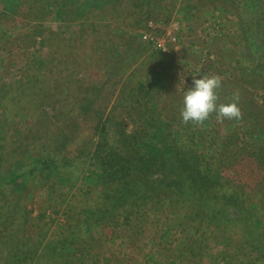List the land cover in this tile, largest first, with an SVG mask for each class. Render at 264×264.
I'll return each instance as SVG.
<instances>
[{"label":"trees","instance_id":"trees-1","mask_svg":"<svg viewBox=\"0 0 264 264\" xmlns=\"http://www.w3.org/2000/svg\"><path fill=\"white\" fill-rule=\"evenodd\" d=\"M0 1L4 5L2 17L18 16L23 10L24 18L30 22V37L32 33L52 34L47 41L59 38L57 32L55 35L44 27L55 8L63 13L68 26L74 22L88 24L99 17L148 22L152 18L165 19L173 11L164 3L166 0L160 5L154 0ZM229 1L239 6L243 3L247 37L260 39L264 46V23L258 24L263 21L259 17L264 14V3ZM110 28L111 32L105 34L107 40L99 38V42L111 43L115 51L127 48L123 56L127 72L148 49L134 48L128 27L121 32L114 25ZM87 29L95 36L100 34L93 23ZM62 45L56 46L59 52L64 49ZM154 59L155 54L146 56L148 73L137 76L125 98L139 109L140 129L122 130L113 142L105 134L107 120L97 108L100 90L95 85L78 97L76 107L85 117H95L96 137L72 129L54 137L49 131L29 145L14 130L15 108L23 107V111L31 114L39 106L34 99L24 104L14 99L11 105L12 93L0 94L2 129L6 139L12 140L17 148L19 163L9 177L0 179V195L2 200L7 199L0 201V264H126L131 258L127 250L118 251L117 256L106 255L100 247L98 231L114 234L122 220L132 223L131 220L144 215L148 202L156 198L164 200L172 213L171 226L182 227L188 234L181 256L186 262L198 264L210 248L211 239L221 234L231 250L229 257L234 259V263L228 264H264V103L257 104L250 92L238 84L242 91L238 92L243 128L235 126L230 133L212 135L201 126L185 125L180 116L183 103L176 110L173 108L176 104L170 93L174 88L166 94V83L163 75L155 72ZM261 59L259 51L253 50L238 60L243 81L252 83L253 76L260 73L264 84ZM53 66L47 65L46 73L53 74L56 69ZM42 82V91L51 85L49 79ZM157 97L166 100L163 107L171 120L170 128L174 125L178 128V133L166 140L152 135L160 131L163 121ZM201 147L209 153L201 151ZM93 178L95 183L88 191L74 195L65 206L66 223L62 228L51 231L45 221L32 222L27 201L33 199L37 189H47L48 208L61 209L72 191H65L68 184L72 188L78 180ZM44 217L41 213L38 219Z\"/></svg>","mask_w":264,"mask_h":264},{"label":"rangeland","instance_id":"rangeland-1","mask_svg":"<svg viewBox=\"0 0 264 264\" xmlns=\"http://www.w3.org/2000/svg\"><path fill=\"white\" fill-rule=\"evenodd\" d=\"M154 1L160 5L159 2L163 0ZM164 3L173 8L165 19L152 18L148 22H139L123 17H99L88 24L74 22L69 26L64 23L63 13L55 8L44 27L52 30L55 35L57 32L59 38L47 41V36L52 34L32 33L30 37V22L24 18L23 10L18 16L2 17L4 5L0 1V94L12 93L11 105H14L15 100L24 104L34 99L39 106L31 114L23 111V107L22 110L20 106L15 108L17 117L14 130L18 138L29 145L37 142L49 131H52L54 137H58L69 129L80 130L86 136H95V117H85L76 107L78 97L93 85L100 90L97 108L105 114V134L110 141H115L122 130H139V109L125 98L138 80L137 76L148 73L149 67L145 64L148 54L156 55L153 67L157 74L163 75L166 94L174 88L170 94L174 95L175 110L183 103V92L192 87L193 77L200 78L204 75H219L222 78V87L218 89L220 103L230 102L234 89L241 91L238 87V84H241L257 104H263L264 84L261 82L260 73L253 76L254 82L246 83L242 80V69L238 63V60L245 58L251 51L258 50L262 58L259 67L264 71L263 42L247 37L242 19L247 16L242 10L243 3L240 6L229 0H166ZM261 3H264V0H261ZM259 19L263 21H259L257 17L254 22L257 24L259 21L258 24L262 25L264 14ZM151 21L157 23L154 33L166 40L169 53H163L145 40L144 34L151 31ZM91 23L99 30V36L87 29ZM111 25L120 32L122 28L128 27L134 38V48L140 51L148 49L146 55L127 72L123 67V56L127 48L115 51L111 43L99 42V38L107 40L105 34L111 32ZM172 26H177L178 29L175 30ZM170 31L176 32V42L170 40ZM61 44L64 49L59 52L57 47ZM54 53L61 55L57 58ZM50 63L56 68L53 74L46 73ZM39 79H42L41 82ZM48 79L51 85L42 91L41 83ZM175 79L173 85L172 81ZM18 84L21 85L18 87ZM32 84L34 86H30ZM157 102L159 111L163 113V121L160 131H154L152 135L157 139L166 140L178 133V128L175 125L170 128L171 120L167 118L163 107L167 105L165 98L160 100L157 97ZM41 106L43 112H39ZM1 111L0 108V114ZM1 124L0 121V179L9 177L19 167L17 148L12 140L6 139ZM235 126L243 128V119L218 123L213 114L201 128L214 135L216 132L230 133ZM201 151L209 153L205 147H201ZM95 179L78 180L72 188L68 182L70 186L65 188V191H72L68 192L61 209L48 208L47 189H37L33 199L27 201V211L32 222L45 221L51 231L62 228L66 223L65 206L71 202L74 195L79 196L88 191ZM2 199L0 195V201L7 200ZM163 201L159 198L150 200L144 215L131 220L132 223L122 220L121 227H118L114 234L112 231L105 233L99 229V243L104 253L117 256L118 251L127 250L131 258L129 257L130 260L126 264H190L181 257L182 244L188 234L182 227L171 226L172 213ZM41 213L45 216L44 220L38 219ZM230 253L231 250L228 249L223 236L218 234L211 239L210 248L198 264L234 263V259L229 257Z\"/></svg>","mask_w":264,"mask_h":264},{"label":"clouds","instance_id":"clouds-1","mask_svg":"<svg viewBox=\"0 0 264 264\" xmlns=\"http://www.w3.org/2000/svg\"><path fill=\"white\" fill-rule=\"evenodd\" d=\"M222 87L219 75L193 77L192 87L183 92V107L180 109L182 123L203 126L205 121L215 114L216 121L240 120L239 92L236 91L228 103H218V89Z\"/></svg>","mask_w":264,"mask_h":264},{"label":"built area","instance_id":"built-area-1","mask_svg":"<svg viewBox=\"0 0 264 264\" xmlns=\"http://www.w3.org/2000/svg\"><path fill=\"white\" fill-rule=\"evenodd\" d=\"M149 27H150V32H147L144 34V38L146 41L150 42L153 47L159 49L160 51H162L163 53H169L170 50L166 44V40H164L162 37L158 36L157 34L154 33V30L157 28V23L151 21L149 23ZM175 30H177V26H172ZM168 36L170 38L171 41L176 42L177 41V36H176V32H169ZM201 71V69L199 70Z\"/></svg>","mask_w":264,"mask_h":264}]
</instances>
